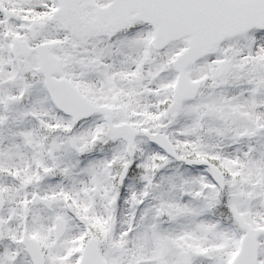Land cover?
<instances>
[{
  "label": "snow or ice",
  "instance_id": "snow-or-ice-1",
  "mask_svg": "<svg viewBox=\"0 0 264 264\" xmlns=\"http://www.w3.org/2000/svg\"><path fill=\"white\" fill-rule=\"evenodd\" d=\"M0 264H264V0H0Z\"/></svg>",
  "mask_w": 264,
  "mask_h": 264
}]
</instances>
